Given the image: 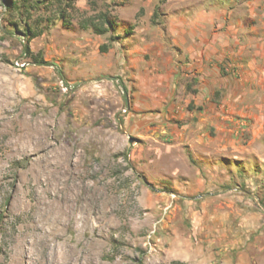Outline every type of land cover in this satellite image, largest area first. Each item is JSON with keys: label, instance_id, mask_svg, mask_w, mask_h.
I'll return each instance as SVG.
<instances>
[{"label": "rangeland", "instance_id": "rangeland-1", "mask_svg": "<svg viewBox=\"0 0 264 264\" xmlns=\"http://www.w3.org/2000/svg\"><path fill=\"white\" fill-rule=\"evenodd\" d=\"M11 1L0 0V264H264V83L247 86L258 94L242 113L213 118L182 88L195 76L175 78L166 102L146 99L110 54L142 47L134 64L155 72L172 23L202 10L236 20L257 0ZM26 27L48 64L24 54Z\"/></svg>", "mask_w": 264, "mask_h": 264}, {"label": "crops", "instance_id": "crops-1", "mask_svg": "<svg viewBox=\"0 0 264 264\" xmlns=\"http://www.w3.org/2000/svg\"><path fill=\"white\" fill-rule=\"evenodd\" d=\"M249 6V14L244 13L246 16L236 20L230 19V12L227 15L225 10L219 14L202 10L172 23L169 26L171 42L168 46L161 44L169 49L168 56L163 58L156 54L155 72H147L149 65L141 68L134 64L133 52L137 49L139 54L142 47H132L124 42L119 51H110V54L116 63H121L118 60L127 63L124 68L133 72L134 84L141 88V95L146 99L147 96H156L157 100L166 102L171 88L175 90L173 80L193 75L197 78V85L182 84V88L192 92L189 102L197 106L208 105V110L215 113L211 115L213 118L219 115L229 118L231 113H242L248 94H258L253 87L247 86L264 83V0H257ZM181 55L183 59H180ZM217 90L223 98L212 101L208 97ZM204 96L208 97L204 99ZM140 101L150 103L144 98ZM249 103L251 108L256 105L255 101Z\"/></svg>", "mask_w": 264, "mask_h": 264}, {"label": "trees", "instance_id": "trees-1", "mask_svg": "<svg viewBox=\"0 0 264 264\" xmlns=\"http://www.w3.org/2000/svg\"><path fill=\"white\" fill-rule=\"evenodd\" d=\"M5 5H7V7L12 6V1L11 0H4ZM98 18L101 19V26L99 27H94L95 32L99 33V34H105L107 32H109L112 29L113 26V22L112 20L109 19L108 14L105 12H101L98 15ZM36 35V32L34 30H32L30 27H26L25 30L22 33V40H24L23 42V52L25 55L31 56L33 59V62L36 64H48L46 60L43 59L42 55L40 53H32L31 49H30V45L29 42L30 40ZM109 47L108 43H102L100 45V50L102 51H106ZM124 92H127V88L125 86H123Z\"/></svg>", "mask_w": 264, "mask_h": 264}, {"label": "water", "instance_id": "water-1", "mask_svg": "<svg viewBox=\"0 0 264 264\" xmlns=\"http://www.w3.org/2000/svg\"><path fill=\"white\" fill-rule=\"evenodd\" d=\"M134 141V138L133 137H130V142H133Z\"/></svg>", "mask_w": 264, "mask_h": 264}, {"label": "built area", "instance_id": "built-area-1", "mask_svg": "<svg viewBox=\"0 0 264 264\" xmlns=\"http://www.w3.org/2000/svg\"><path fill=\"white\" fill-rule=\"evenodd\" d=\"M125 111V110H124Z\"/></svg>", "mask_w": 264, "mask_h": 264}]
</instances>
